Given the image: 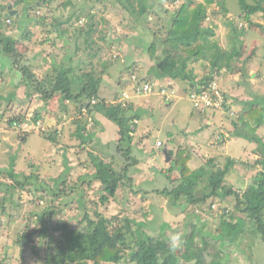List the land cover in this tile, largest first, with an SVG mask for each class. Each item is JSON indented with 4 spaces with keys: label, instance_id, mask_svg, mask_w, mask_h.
<instances>
[{
    "label": "rangeland",
    "instance_id": "1",
    "mask_svg": "<svg viewBox=\"0 0 264 264\" xmlns=\"http://www.w3.org/2000/svg\"><path fill=\"white\" fill-rule=\"evenodd\" d=\"M61 1L65 0H50L35 14L33 12L25 13L31 19L25 25L26 28L22 26L21 29L17 28L14 30L15 32L13 31L12 36L16 38H21L24 34L30 35L29 41H23L17 45V53L22 56L21 62L24 65L31 64L39 79L52 74L57 77L56 74L62 73L66 68H72L73 74L78 75L80 71H84L85 74H91L96 81L100 80V99L106 101V105L115 106L119 102H123L125 108L132 105L133 110L136 107L146 109L142 119L136 124L138 128L133 132V136L138 142H134L130 157L137 160L138 164L132 166L123 157L122 153L127 147L126 144L121 148V154L115 152L114 161H110L112 167L116 172L123 174V170L128 166L125 176L128 180L124 182L125 186L118 188L116 195L110 199V203L99 207L98 210L102 211L108 219L115 217L119 221L128 218L136 224H141L144 227L143 230L151 237H157L162 232L168 239L175 232L181 233L184 244L176 250V254L183 258L181 264H264V244L258 241V236L254 235L252 229H247L243 235L240 232L241 240L237 238L235 243L225 248L228 252V256L225 258L222 251L214 253L209 245H203L201 238L197 235V233L199 234L197 229L193 231L196 232L194 235L191 228V226L202 227V233H205L207 224L215 220L214 216L218 218V215L200 213L198 221L196 216L187 218V213H190L194 209L193 207L188 206L183 211L179 208L173 209L169 206L168 200L153 194L155 190L172 186L161 175L163 167L170 162V158L169 162H166L165 156L162 154L166 147L170 148L172 152H176L179 148L190 151L193 155V163H190V168L193 169L199 164L201 158L205 160L213 158L214 162L221 163L220 165L230 157L235 158L236 161L244 160L248 164H253L258 158L252 152L256 148L255 144L229 136L219 143L208 139L211 132H216L215 136H221L223 133L226 135L233 131L234 127L226 112H217L213 116V113L206 110L199 116L200 111L197 109L194 120H191L188 113L193 112L194 107L187 97H184L185 101H180L183 103L181 107L183 114L180 116L172 106L177 102L168 104V101L160 95L161 93H157L155 83L152 85L151 93H146L138 88V84L146 83L147 66L150 69L154 66L153 63L150 64L149 56H147L149 47L146 40L147 34L143 31L142 34L146 35H139L135 41L133 37H128L137 36L141 27L138 23L127 19V14L123 13L120 6L114 5L115 0H105L102 3L92 0L91 9H86V13L80 15L78 21L72 17L68 24H64V22L68 16H73V11L70 7L61 9L59 7ZM215 1L216 4L208 9L210 19L208 18L209 20L203 25L209 26L207 24L211 21L212 25L209 27L213 28L215 36L209 40V43L220 46L222 50H228L232 49L231 40L233 37H236L237 41H241V44L236 45L237 50L240 49V51L233 68L224 73L221 78L215 76V82L218 83L217 92L225 93L233 111L238 112L241 108L239 105L241 101L253 100L254 96L260 100L264 96V32L258 27L250 28L244 24L247 28L244 34L236 36L231 27L238 30L243 24L237 19L240 13L238 0ZM245 1L253 5L259 0ZM9 2L11 1L9 0ZM76 2L81 3L82 0H76ZM182 3L183 0H147L148 19L144 24L154 30L159 29L158 25L164 28L170 16ZM262 3L264 6V0ZM221 9H223V13H221ZM6 10L9 15L11 13L10 17L13 19L21 15L19 14L21 7L15 9L12 7V3L6 5ZM0 14L3 16V11L0 10ZM77 14L79 13L77 12ZM95 14L97 17L98 15L105 16L110 21V25H113V30L124 36L121 39L132 40L133 42L129 41V43H133L134 46L138 45V47L135 46V50L130 51V55L127 54V56L129 55L128 59L123 56L125 42L124 44L115 42L111 45L106 43L109 40L108 37L104 43L97 40L101 32L103 34L104 31L111 32V28L106 27L103 23H99L95 27L96 33L92 49L85 52L80 50L74 52V42H78L82 37L81 27L88 24L85 15L92 17ZM39 17L44 19H37ZM253 17L254 22L264 26L262 14H256ZM57 21L62 22L61 29L67 28L73 39L66 40L65 43L63 40L56 39L55 46H52L57 37L54 31V24ZM228 21L232 22L231 26L224 23ZM93 23L97 24V21ZM120 24L122 27L119 26ZM16 25H22L21 19L16 22ZM70 28H74L78 32L72 35ZM10 32L12 31L6 33ZM162 35L164 34H161L158 40H153L158 49L161 47ZM85 44L87 43L85 42ZM69 55L73 56L69 57ZM116 56L119 61L115 62L117 64L114 66L112 61L116 60ZM12 62V59L0 55V65L2 66L0 69V99H2L0 100V214L2 215L0 216V264H42L43 243L34 239L32 248L21 249L16 241L20 235H23V232L28 230L25 228L29 227L34 230L36 225L33 221L36 215L43 214L53 204L55 213L53 223L67 221L75 228L84 226L77 225V222L81 220L80 212L77 211V197H74L70 203L64 200L52 202L51 199L52 195L58 192L56 189L58 179H66L67 184L78 183L81 185V190L82 188L86 190L85 196L89 198L88 209H96L93 208L91 202L99 201L102 187L91 179L95 171L88 156V152L95 151L91 148H96V145L93 143L82 146L81 140H78L74 135L77 124L73 120H80L82 125H85L88 123L87 112L79 116L76 114L73 104L68 101L61 103L59 98L52 99L48 103L32 98L29 102L26 99L28 90H25L20 84L18 85L21 73L13 67ZM191 68H194L197 80L207 74V67L202 63H195L191 65ZM133 77L136 79L133 80ZM143 77L145 79L141 80ZM171 84L177 87L180 92L190 91L192 88L188 86V82L174 81ZM195 87L199 86L195 85ZM170 89L172 88L167 86L165 90L169 91ZM11 93L15 94L16 99L5 100ZM167 95L164 93L163 96ZM137 97L141 101L136 102ZM179 97L181 98V95ZM127 98L128 100L125 101L124 99ZM173 98L171 99L173 100ZM66 106H69V112L68 110L63 111V107ZM36 111L39 113L40 120L38 119L33 124ZM93 118L102 122L98 133L104 144L111 143L112 146L110 140L117 139L116 127L98 115H93ZM16 119L19 120L17 125L10 126L9 121ZM91 125L90 121L87 131L92 128ZM205 125H209V127H203ZM200 127L203 128L201 133L198 132ZM220 130L222 132H219ZM256 133L264 138V126ZM168 134H172L170 142ZM54 139L55 142H53ZM157 142L163 145L159 150L155 148ZM99 147L100 151L106 154L113 151V147L105 150L106 147L103 144H99ZM94 156L101 157L97 151L94 152ZM10 168H12L11 171L15 178L21 182H26L23 178L29 177L26 188H16L13 192L9 189L12 181L8 178L7 173ZM254 173L246 167L237 165L228 179L236 185L235 189H237L242 184L247 185ZM177 177L172 175L173 180H176ZM79 181H82V184ZM87 185L90 186L87 187ZM143 192L148 193L144 198ZM2 207L4 213H1ZM122 224L123 222L120 223V225ZM54 236L58 237V234ZM33 249H36L39 254H36Z\"/></svg>",
    "mask_w": 264,
    "mask_h": 264
},
{
    "label": "trees",
    "instance_id": "2",
    "mask_svg": "<svg viewBox=\"0 0 264 264\" xmlns=\"http://www.w3.org/2000/svg\"><path fill=\"white\" fill-rule=\"evenodd\" d=\"M10 1L0 0V10L4 13L3 16L0 14V55L10 60L12 59L13 67L21 73L18 85L20 84L25 90H28L26 99L30 102L34 98L48 103L52 99L59 98L61 103L68 101L73 104L76 114L79 116L87 112L88 123L85 125H82L80 120H73L77 124V130L74 135L78 140H81L82 146L95 143L96 148L93 147L91 149L97 151L99 156L103 157L101 159V157L94 156L95 151L92 153L88 152L90 162L93 163L95 171L91 179L102 187L99 201L97 203L91 202L93 208L96 209H88L87 205L90 202L89 198L85 196L86 190L83 188L81 190V185H78V183L67 184L66 179H58L56 185L58 192L52 195V202L64 200L70 203L74 197H77V211L80 212L81 216V220L77 222V225L84 226L75 228L67 221L53 223V217L55 216L53 204L43 214L36 215L33 221L36 228L34 230L29 227L25 228L28 230L23 232V235H20L16 244L21 249H25L32 246L34 239L43 243L44 255L41 258L42 264H181L183 258L178 256L176 251H169L168 239L164 233L160 232L157 237H151L143 230L144 227L141 224H136L128 218L119 221L115 217L108 219L102 211L98 210L100 209L99 207L108 205L110 199L116 195L118 188L125 186L124 182L128 180L125 177L128 169L127 165L125 170H123L124 175L116 172L112 167V162L110 161H114L115 152L121 154V148L126 144L127 147L122 153L123 157L132 166L138 164L137 160L130 157L132 146H134L136 141L133 132L136 130V124L142 119L146 109L136 107L133 110L132 105L125 108L123 102H119L115 106L106 105L107 102L101 100L99 95L101 92L100 80L96 81L91 74H85L84 71H80L78 75L73 74L72 68H66L62 73L56 74L57 77L52 76V74L39 79L31 64L24 65L21 62L22 56L17 53V45L20 42L29 41L30 35L24 34L21 38H16L12 36V33L17 28L21 29L22 26L26 28L25 25L31 19L25 13L33 12L35 14L41 7L48 4L50 0ZM96 1L102 3L105 0ZM91 2L92 0H82L81 3H77L76 0L61 1L59 4L61 9L64 10L70 7L73 11V16H68L64 24L71 22L72 17L78 21L86 13V9H91ZM9 3H12V7L15 9L21 7V12H19L21 17L19 16L16 19L10 17L6 10V5ZM214 4H216L215 0H183L181 6L170 16L167 25L164 28L158 25L159 29L154 30L144 24L148 19L147 0L114 1V5L120 6L123 13L127 14V19L129 18L131 21L138 23L139 27H141V31L137 32V37L147 34L146 40L149 45L147 56H149L150 64L153 63L154 65L151 69L148 66L146 68L147 78L144 79L147 84L153 85L155 83L161 90L168 80L182 81L188 82L190 87L195 85L203 86L207 91L215 82L216 77L221 78L224 73L233 68L240 51V49L239 51L237 50L236 45L241 41H237L236 37H233L231 40L232 49L222 50L220 46L209 43V40L215 36L213 28L209 27L212 25L211 21L207 24L209 26H203L210 19L208 9ZM238 4L240 13L237 19L243 24L238 30L231 27L232 32L236 36L244 34L247 29L245 25L250 28L258 27L264 32V26L253 21V16L256 14H262L264 18L262 0L256 1L253 5L248 4L245 0H238ZM224 11L227 13L225 8ZM95 16L96 18H94ZM85 18L88 24H84L81 27L82 37L79 38L78 42H74V52L91 50L94 45L95 27L99 23H103L106 27L111 28V32L104 31V34L101 32L97 40L104 43L108 37L109 40L106 43L111 45L115 42L117 44H124L125 42L126 48L123 51V56L128 59L130 51L135 50L134 44L129 43L132 40L121 39L124 36L120 32L113 30V25H110V21L105 16L101 17L98 15L97 17L95 14L92 17L85 15ZM20 19L22 25L17 26L16 22ZM37 19L43 20L44 18L39 17ZM94 21H97V24H94ZM61 23L57 21L54 24V31L57 37L54 39L52 46H55L56 39L63 40L64 43L66 40L73 39L67 28L61 29ZM224 23H228L229 26L232 24L231 21ZM119 26L122 27V24ZM70 30L72 35L78 32L74 28H70ZM163 30L165 31L163 32ZM7 31L12 32L8 34L6 33ZM143 31L146 34L143 35ZM161 34L164 35H162L161 47L158 49L153 40H158ZM127 54L129 55L127 56ZM71 56L73 55H69V57ZM118 59V56H116V60L113 59L112 64L114 66L118 63ZM67 60L69 59L67 58ZM115 62L117 63L115 64ZM195 63H202L207 67V74L198 80L197 74L194 73V68H191V65ZM1 68L2 66L0 65ZM59 69L61 71V67ZM109 70L113 72L111 68ZM72 74L73 76H70ZM133 79L136 78L133 77ZM120 84L123 85V83ZM187 98L194 107L190 97L188 96ZM227 98L225 93H223L225 102L223 112L228 113V118H230L231 125L234 127L233 131L226 135L223 133L221 136H215L216 132H211L208 139L211 141L215 140L217 143L225 140L227 136L244 139L248 143L255 144L256 148L252 152L258 158L253 164H248L244 160L236 161L235 158L230 157L222 165L214 162L213 158L207 160L201 158L198 162L199 164L192 169L190 168V163H193V155L190 151L179 148L176 152H172L170 148L166 147L170 162L163 167V173L162 171L159 173H162L163 178L168 183H171L172 186H166L162 190L153 192V194L168 200L169 206L173 209L179 208L183 211L188 206L193 207L194 209L187 213V218L196 216L195 218L198 221L200 213L218 215V218L214 216L213 219L215 220L207 224L205 233H202V227L191 226V228L192 232L197 229L199 232L197 235L201 238L203 245H209L214 253L222 251L225 258L228 256L225 248L235 243L234 241H237L236 239L241 235L240 232L243 235L247 229H252L254 235L258 236V241L264 244V138L256 133L258 129L264 126V104H262L264 103V96L260 100L254 96L253 100L241 101L239 103L241 108L238 112L233 111L232 105ZM11 99H16L14 93L9 94L5 100ZM227 104L230 105L229 108H227ZM194 109L190 118L197 112L195 107ZM64 110L69 112V106L63 107ZM204 113L199 112L198 115L200 116ZM93 115L102 117L116 127L117 139L110 140L112 146L111 143L104 144L102 141V137L98 133L102 122L94 119ZM38 119L40 120V116L38 111H36L33 124ZM18 121L17 119L11 120L9 125L16 126ZM90 121L92 122L90 126L92 128L87 131ZM203 127H209V125ZM202 130L203 128L200 127L198 132L201 133ZM219 132H222V130ZM168 136V141H172V134H168ZM53 142H55V139ZM99 144H103L106 147L105 150L113 147V151L109 152V154L101 152ZM237 165L246 167L255 173L247 185L242 184L241 187L235 189L236 185L228 179V176ZM11 170L12 168L7 173L8 178L12 181L9 189L13 192L16 188H26L29 177L23 178L26 182H21L15 178ZM172 175L178 176L176 180L172 179ZM79 183L82 184V181H79ZM89 186L87 185V187ZM104 193L106 194L105 196ZM10 195L12 196V193ZM147 195V192H143V198ZM4 212L2 207L1 213ZM0 216L2 215L0 214ZM144 217H146L145 214ZM121 222H123L122 225H120ZM57 234L58 237H55L54 235ZM239 239L241 240V238ZM201 251L203 252V250ZM34 252L39 254L36 249Z\"/></svg>",
    "mask_w": 264,
    "mask_h": 264
},
{
    "label": "built area",
    "instance_id": "3",
    "mask_svg": "<svg viewBox=\"0 0 264 264\" xmlns=\"http://www.w3.org/2000/svg\"><path fill=\"white\" fill-rule=\"evenodd\" d=\"M135 80V79H133ZM141 89V87H138ZM142 90L146 93H151L152 87L148 84L144 85ZM162 94L164 92H161ZM190 99L194 103V107L200 112H205L206 110H219L221 109L224 99L220 92H217L215 84H213L207 91H202L200 93H194L190 96ZM201 106V108H199ZM162 147L160 142H157L155 148L159 150Z\"/></svg>",
    "mask_w": 264,
    "mask_h": 264
},
{
    "label": "clouds",
    "instance_id": "4",
    "mask_svg": "<svg viewBox=\"0 0 264 264\" xmlns=\"http://www.w3.org/2000/svg\"><path fill=\"white\" fill-rule=\"evenodd\" d=\"M213 84H215V86L217 87V85H218V83H216V82H214ZM212 84V85H213ZM144 85H146V83H140V84H138V87H141V89L143 88V86ZM149 85V84H148ZM151 87H152V85H150ZM199 87H192L191 89H190V91H185L186 92V97H190L192 94H194V93H200V92H202V91H206L205 90V87H203V86H200V85H198ZM153 89V88H152ZM166 88H163V89H161V90H165ZM161 90L159 89V87L157 86V92H159V93H161ZM153 91V90H152ZM151 91V92H152ZM164 93H167L168 95L167 96H172V93H170V92H164ZM164 93L162 94L161 93V95H164ZM221 93H222V91H221ZM222 95H223V93H222ZM167 96H165V97H167ZM171 98L172 97H169L168 99H167V101L169 102L170 100H171ZM224 103L225 102H223V105H224ZM223 105H222V107H221V109H219V110H213V109H210V110H207V111H210L211 113H213V116L215 115V113H221V112H223ZM230 107V105L229 104H227V108H229ZM212 110V111H211ZM206 112V111H205ZM167 243H168V248H169V251L170 252H175L177 249H179V248H181L182 246H183V244H184V238H183V235L181 234V233H179V232H175V233H173L170 237H168V240H167Z\"/></svg>",
    "mask_w": 264,
    "mask_h": 264
},
{
    "label": "crops",
    "instance_id": "5",
    "mask_svg": "<svg viewBox=\"0 0 264 264\" xmlns=\"http://www.w3.org/2000/svg\"><path fill=\"white\" fill-rule=\"evenodd\" d=\"M129 38L130 37H133V39H134V41H135V38H137V36H128ZM136 47H138V45H135ZM123 48L125 49L126 48V44L125 45H123ZM118 51H119V49H118ZM123 51V50H122ZM121 51V52H122ZM109 77V76H108ZM144 79V77L141 79V80H143ZM167 83H166V87L165 88H167V86H168V88H172V89H170L169 91H167V90H161V92H170V93H172V96H167V97H165V96H163V95H161L159 92H157L158 94H160L161 96H162V98H165L166 100L169 98V97H174L173 98V100L171 99L169 102H167L168 104H173V102L175 101V102H177V104H174V105H172V106H174L175 107V109H174V111H176L177 112V114L178 115H180V116H182V114H183V109L181 108L182 107V105H183V103H181L180 101L181 100H183V101H185L184 100V97H186V92L185 91H181L180 92V90H178V88L177 87H174L173 86V84H171V83H174V81L173 80H168V81H166ZM133 89H134V86H133ZM157 93H156V95H157ZM100 95V94H99ZM155 94H154V96H156ZM179 95H181V98L179 97ZM101 96V95H100ZM129 97V96H128ZM183 98V99H182ZM121 100H122V96H121V98H120ZM120 100V101H121ZM125 101L126 100H128V98L127 99H124ZM143 100H145V99H143ZM137 101H141L140 99H138V97L136 98V102ZM185 103V102H184ZM163 105H165V104H163ZM167 105V104H166ZM161 107V106H160ZM192 111L190 112V113H188L189 115H192ZM179 116V117H180ZM191 120H194V116H192V118H191ZM144 122V121H143ZM143 122H141V123H143ZM145 123V122H144ZM138 128V127H137ZM145 128V127H144ZM162 148V147H161ZM157 150V149H156ZM163 154V153H162Z\"/></svg>",
    "mask_w": 264,
    "mask_h": 264
},
{
    "label": "water",
    "instance_id": "6",
    "mask_svg": "<svg viewBox=\"0 0 264 264\" xmlns=\"http://www.w3.org/2000/svg\"><path fill=\"white\" fill-rule=\"evenodd\" d=\"M9 13H10V12H9ZM221 13H223V9H221ZM10 15H11V13H10ZM162 153H163L164 156H165V161H166V162H169V156H168V154H167V150H166L165 148L163 149Z\"/></svg>",
    "mask_w": 264,
    "mask_h": 264
}]
</instances>
